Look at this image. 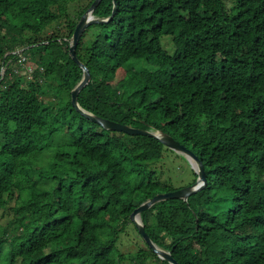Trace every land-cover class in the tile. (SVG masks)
<instances>
[{"label":"trees","instance_id":"trees-1","mask_svg":"<svg viewBox=\"0 0 264 264\" xmlns=\"http://www.w3.org/2000/svg\"><path fill=\"white\" fill-rule=\"evenodd\" d=\"M94 1L0 0V60L27 48L38 66L30 82L10 66L0 75V264H170L131 221L176 190L154 168L167 147L106 130L72 103L83 70L69 40ZM228 1L117 0L77 47L92 75L85 110L163 130L205 165L206 189L142 213L180 264H264V0ZM113 8L102 0L94 14ZM59 135L64 147L49 157ZM129 225L146 246L130 259L119 249Z\"/></svg>","mask_w":264,"mask_h":264},{"label":"water","instance_id":"water-1","mask_svg":"<svg viewBox=\"0 0 264 264\" xmlns=\"http://www.w3.org/2000/svg\"><path fill=\"white\" fill-rule=\"evenodd\" d=\"M102 0H95L92 6L84 13L80 21L78 22L75 32L72 37V42L70 44V56L73 58V60L81 67L83 70V78L79 82V84L72 90V103L73 106L81 112L82 115L86 116L91 121L99 124L106 130H112V131H119L124 132L129 135H144V136H150L153 138H156L160 140L166 147L185 155L193 169L198 175L197 181L192 184L191 186L167 193H160L156 195L154 198H151L141 204L135 211L131 214V221L137 226L139 233L143 240L147 243V245L154 250V252L162 259L168 261L170 264H180L177 262V260L174 259L172 254L159 247L149 236V234L146 231L145 224L142 219V213L152 208L154 205L167 201L170 199H183L184 201H188L189 198L196 194L197 192L201 191L203 188L207 185V175H206V169L203 161L189 148H187L184 144L177 141L173 136L170 134L164 132L163 130H157L154 127H151L150 129H142V128H135L133 126H129L126 124L118 123L106 118L99 117L87 110H85L79 103V95L81 91L87 87V85L91 82L92 75L91 71L88 68V66L83 63L77 56V47L78 44L85 33V31L88 29V27L92 24H102L109 22L112 18H114L117 10H118V2L117 0H114V8L113 13L109 18H101L96 17L94 12L97 9V7L100 5Z\"/></svg>","mask_w":264,"mask_h":264},{"label":"rangeland","instance_id":"rangeland-1","mask_svg":"<svg viewBox=\"0 0 264 264\" xmlns=\"http://www.w3.org/2000/svg\"><path fill=\"white\" fill-rule=\"evenodd\" d=\"M234 5L235 1L233 0L227 2L228 8H232ZM52 32L53 30L51 29L47 32V34H51ZM89 37H91V33L89 34ZM69 42H72V39L69 40ZM162 43L170 53H174L173 39L170 36H164L162 39ZM17 50L25 51V56H23V58L19 57L17 59H13L10 62V67L16 69V72L21 77L30 82L31 80H33L35 70L38 68V66L29 58L30 51H28L27 48H19ZM12 52H10L9 54H11ZM24 58H26L27 61L23 63L21 62V60H24ZM128 66L142 69H155V63L152 61L148 62L146 60H133L129 63ZM6 71L7 68L4 67L3 62L0 60V75L5 76ZM64 142H66V139L62 135L56 136L53 139H49L48 143L50 144L51 148L48 153L49 157L56 156V153L60 152V149L64 147ZM47 164H49L47 166V168H49L50 161H48ZM43 165H45V161L42 162V166ZM154 168L159 172L162 181L169 182V184L174 189H176L175 191L191 186L193 181L195 180V174L193 172L194 169L189 159L185 155L180 154L168 147L164 152L163 158L160 162L154 165ZM62 173L64 175L65 171H62ZM35 179L39 180L40 177L38 175H35ZM139 248H146L145 243L142 238L138 236V234L134 230L133 225H129L127 233L122 236V241L120 242L119 249L121 250V252H123V254L126 255L127 258L130 259V255L136 252V250H138Z\"/></svg>","mask_w":264,"mask_h":264},{"label":"built area","instance_id":"built-area-1","mask_svg":"<svg viewBox=\"0 0 264 264\" xmlns=\"http://www.w3.org/2000/svg\"><path fill=\"white\" fill-rule=\"evenodd\" d=\"M10 55H13L14 56V58L13 59H17V58H23V56H25L24 55V53L22 52V51H19V50H16V51H14V52H12ZM12 59V60H13ZM27 61V59L26 58H24V60H21V62H26ZM11 62V61H10Z\"/></svg>","mask_w":264,"mask_h":264},{"label":"clouds","instance_id":"clouds-1","mask_svg":"<svg viewBox=\"0 0 264 264\" xmlns=\"http://www.w3.org/2000/svg\"><path fill=\"white\" fill-rule=\"evenodd\" d=\"M16 51V50H15ZM23 53H24V55H25V51H22ZM10 61H12V60H10ZM8 66H10V63H8V65H4V67H8Z\"/></svg>","mask_w":264,"mask_h":264},{"label":"bare ground","instance_id":"bare-ground-1","mask_svg":"<svg viewBox=\"0 0 264 264\" xmlns=\"http://www.w3.org/2000/svg\"><path fill=\"white\" fill-rule=\"evenodd\" d=\"M9 63H10V62H9ZM193 172H194V171H193ZM195 178H196V177H195ZM195 178H194V179H195ZM194 182H195V181H193V183H194ZM193 183H192V184H193ZM185 187H186V186H185ZM181 188H182V187H181ZM205 189H206V187H205ZM202 190H203V189H202ZM204 196H205V195H204ZM180 200H181V199H180Z\"/></svg>","mask_w":264,"mask_h":264}]
</instances>
